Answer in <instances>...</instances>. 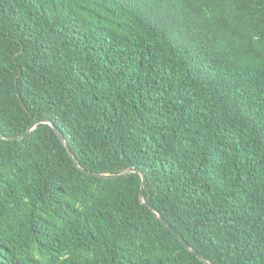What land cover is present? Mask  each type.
<instances>
[{
  "label": "trees",
  "instance_id": "trees-1",
  "mask_svg": "<svg viewBox=\"0 0 264 264\" xmlns=\"http://www.w3.org/2000/svg\"><path fill=\"white\" fill-rule=\"evenodd\" d=\"M0 137V264H264V0H0Z\"/></svg>",
  "mask_w": 264,
  "mask_h": 264
},
{
  "label": "water",
  "instance_id": "water-1",
  "mask_svg": "<svg viewBox=\"0 0 264 264\" xmlns=\"http://www.w3.org/2000/svg\"><path fill=\"white\" fill-rule=\"evenodd\" d=\"M40 124H49L50 126H52V128L55 130L56 134L58 135V137L60 138L61 142L66 146L70 156L73 158L75 164L79 167V169L85 173H87L88 175H92V176H96L99 178H120V177H124L127 176L131 173H138L140 174V176L142 177V187H141V192H140V199L142 201L143 204H145L146 206L150 207V209L159 217V219L162 220V216L160 214L157 213L156 209L149 204L148 202L145 201V197H144V190L146 187V184L148 182L147 176L146 174L141 171V170H137V169H133V170H127L123 173L120 174H102V173H97V172H91V171H87L86 169L82 168L79 165L78 160L75 158L73 152L71 151V149L69 148V145L67 143V140L65 139L63 133L61 132V130L49 119H45V120H40L36 123V125L30 129L25 135L21 136V137H17V138H7L10 140H21L24 137H26L28 134H30L37 125ZM3 138V137H0ZM165 225L180 239V241L184 244V246L193 254H195L203 263L205 264H212L206 257H204L203 255L199 254L197 251H195L185 240V238L179 233L177 232L174 228H172L170 225H168L167 223H165Z\"/></svg>",
  "mask_w": 264,
  "mask_h": 264
}]
</instances>
